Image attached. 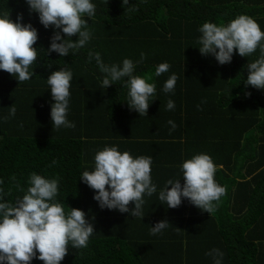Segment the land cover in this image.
Segmentation results:
<instances>
[{"label":"trees","instance_id":"1","mask_svg":"<svg viewBox=\"0 0 264 264\" xmlns=\"http://www.w3.org/2000/svg\"><path fill=\"white\" fill-rule=\"evenodd\" d=\"M91 2L95 15L85 17L91 39L75 54L61 57L47 54L56 30L45 29L25 0H0V15L10 12L15 22L22 13V23L38 31L31 79L18 83L0 70V189L5 194L0 202L22 198L32 173L58 179L55 202L66 213L84 211L95 230L86 248L69 245L61 264H214V256L206 255L213 249L224 254L222 264H264V90L245 86L247 64L260 51L248 57L234 52L231 63L220 65L198 49L205 22L227 25L246 15L264 31V0ZM89 52L99 53L106 65L130 59L134 75L152 77L147 82L156 85V94L147 115L129 108L124 81L102 87L103 74L94 58L89 61ZM141 53L146 56L142 62ZM165 62L169 71L157 77L155 68ZM61 68L73 73L67 119L75 128L56 129L51 122L54 100L47 78ZM172 74L178 77L174 93H165L163 85ZM169 99L174 110H166ZM234 101L244 104L236 109ZM126 137L141 143L133 158L168 149L165 156L173 162L172 170L161 171L156 193L144 197L143 218L101 209L94 190L80 180L84 171H94L98 151ZM201 153L212 158L215 181L226 188L218 208L208 214L187 199L167 208L159 192L169 179L183 185L182 163ZM162 220L168 227L152 235L151 227ZM31 264L44 262L34 258Z\"/></svg>","mask_w":264,"mask_h":264},{"label":"clouds","instance_id":"2","mask_svg":"<svg viewBox=\"0 0 264 264\" xmlns=\"http://www.w3.org/2000/svg\"><path fill=\"white\" fill-rule=\"evenodd\" d=\"M29 13H37L39 22L45 29L53 32L47 54L58 53L61 57L75 54L91 39V31L85 17L95 15L96 5L91 0H25ZM129 0H122V6ZM23 14H17L14 22L10 12L0 15V70L15 77L18 83L31 79L34 75L33 64L38 53L34 45L38 41V31L31 23L24 24ZM198 43L202 55H213L220 65L231 63L234 52L248 57L257 49L260 56L247 64L245 86L264 90V31L251 17L240 15L227 25L218 26L205 22L199 29ZM61 32L64 34L61 35ZM67 38H64V37ZM78 39L73 40L72 37ZM89 61L96 60L103 74L102 87L108 88L116 82L124 81L128 88L129 108L140 115H147L149 100L156 94V85L147 79L134 75L136 65L125 58L122 65H106L99 53L89 52ZM146 59L141 53L140 62ZM51 67V66H49ZM168 63L155 68L157 77L169 71ZM73 73L67 68L53 71L47 78L54 103L50 117L56 129L75 128V123L67 119L70 87ZM177 75L172 74L164 83L165 93H174ZM250 96L251 93H246ZM175 102L167 101L166 110H174ZM16 109L10 107V116ZM171 130L176 124L169 120ZM55 163V161H53ZM152 158L133 156L125 151L121 153L116 146L105 147L95 155L94 171H84L80 180L96 193L93 197L101 209L118 210L133 217H144L145 196L157 191L151 179ZM183 185L181 180L169 179L159 192V200L166 202L167 208H178L182 199L208 214L215 211L226 188L215 181L216 165L208 154H197L182 163ZM2 183V181H0ZM29 187L22 198L12 202H0V264H31L39 259L44 264H61L68 255V246L73 249L86 248L93 234L94 225L86 219L84 211L71 208L66 213L64 207L55 202L58 195V179H46L32 173ZM23 191V190H22ZM0 189V201L4 198ZM134 205L129 208V205ZM168 227V221L162 220L151 227L152 235L161 233ZM39 253V255H37ZM206 255L214 256V264H222L223 253L213 249Z\"/></svg>","mask_w":264,"mask_h":264},{"label":"crops","instance_id":"3","mask_svg":"<svg viewBox=\"0 0 264 264\" xmlns=\"http://www.w3.org/2000/svg\"><path fill=\"white\" fill-rule=\"evenodd\" d=\"M163 141L162 138H158V141ZM147 143H149V140L147 139ZM160 143V142H159ZM164 143V142H162ZM115 146L118 148V150L123 153L125 151L129 152L130 154H134L139 148H141V143L138 139L134 141L133 139H129L128 137L120 140L115 144ZM152 154L151 155H145L146 157H151L152 158V164H151V179L152 182L158 186L157 180H159V176L161 175V171L165 170H172V160L169 159V157H166L168 153V149H163V150H157L156 149H151ZM154 160V161H153ZM154 174L156 175L157 179H154ZM171 178V177H169ZM161 182V181H160ZM158 189V188H157Z\"/></svg>","mask_w":264,"mask_h":264},{"label":"rangeland","instance_id":"4","mask_svg":"<svg viewBox=\"0 0 264 264\" xmlns=\"http://www.w3.org/2000/svg\"><path fill=\"white\" fill-rule=\"evenodd\" d=\"M233 104H234V106H236V105H237V107H236V109H237L239 105H241V104H244V103H243V102H241V101H236V102L234 101V102H232V104H231V105L233 106Z\"/></svg>","mask_w":264,"mask_h":264}]
</instances>
